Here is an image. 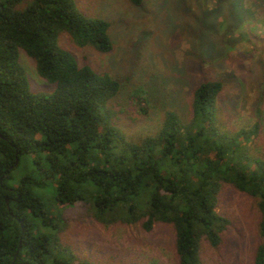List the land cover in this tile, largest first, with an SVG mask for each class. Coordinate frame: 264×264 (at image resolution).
<instances>
[{"label": "trees", "instance_id": "1", "mask_svg": "<svg viewBox=\"0 0 264 264\" xmlns=\"http://www.w3.org/2000/svg\"><path fill=\"white\" fill-rule=\"evenodd\" d=\"M22 1H0V264H74L75 255L60 245L64 223L52 204H86L107 226L170 224L178 263L204 264L200 239L217 248L229 222L215 210L227 183L259 198L262 243L254 264H264V158L248 150L253 136L264 137V120L223 129L217 100L225 83L204 76L188 116L167 110L157 131L133 139L110 105L129 85L78 64L58 43L66 32L77 45L108 52L109 22L83 15L75 0H26L19 7ZM230 3L237 27L243 17ZM20 51L51 91L31 90ZM131 93L137 104L146 100Z\"/></svg>", "mask_w": 264, "mask_h": 264}, {"label": "rangeland", "instance_id": "2", "mask_svg": "<svg viewBox=\"0 0 264 264\" xmlns=\"http://www.w3.org/2000/svg\"><path fill=\"white\" fill-rule=\"evenodd\" d=\"M75 2L83 15L109 22L112 48L100 52L77 45L66 32L60 33L58 43L78 64L108 72L129 85L110 104L127 136L154 133L167 110L188 116L193 89L204 76L225 83L217 100L223 129H249L263 122L264 0H142L139 6L132 0ZM229 3L243 17L237 27ZM19 58L31 90L51 91L52 85L37 74L34 60L24 51ZM137 90L146 99L139 103L145 110L128 96ZM248 144L250 154L264 158L261 131ZM48 189L47 203L52 196ZM258 200L231 184L221 187L215 210L229 222L217 248L200 239L204 264H254L262 243ZM50 209L62 216L59 242L75 255L74 264H179L170 224L156 222L150 230L139 223L107 226L93 218L86 204H52Z\"/></svg>", "mask_w": 264, "mask_h": 264}]
</instances>
